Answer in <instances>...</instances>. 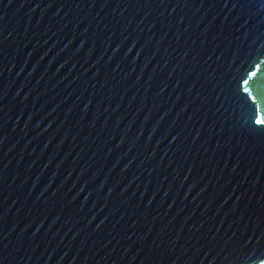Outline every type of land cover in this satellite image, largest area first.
I'll list each match as a JSON object with an SVG mask.
<instances>
[{
	"label": "water",
	"instance_id": "95a60500",
	"mask_svg": "<svg viewBox=\"0 0 264 264\" xmlns=\"http://www.w3.org/2000/svg\"><path fill=\"white\" fill-rule=\"evenodd\" d=\"M258 121L264 0H0V264H264Z\"/></svg>",
	"mask_w": 264,
	"mask_h": 264
},
{
	"label": "snow or ice",
	"instance_id": "6c2138e0",
	"mask_svg": "<svg viewBox=\"0 0 264 264\" xmlns=\"http://www.w3.org/2000/svg\"><path fill=\"white\" fill-rule=\"evenodd\" d=\"M255 75H256L255 72L251 74V76H255ZM244 83H245V84H248V80H245ZM244 91H248V89L245 88ZM258 123H264V122H260V121H258Z\"/></svg>",
	"mask_w": 264,
	"mask_h": 264
}]
</instances>
